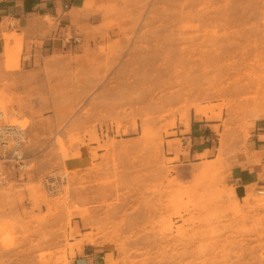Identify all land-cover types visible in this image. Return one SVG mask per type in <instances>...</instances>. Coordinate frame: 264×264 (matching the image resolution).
I'll return each mask as SVG.
<instances>
[{"label": "rangeland", "instance_id": "1", "mask_svg": "<svg viewBox=\"0 0 264 264\" xmlns=\"http://www.w3.org/2000/svg\"><path fill=\"white\" fill-rule=\"evenodd\" d=\"M65 14L69 41L34 55L0 22V125L27 137L0 183V264H264V0Z\"/></svg>", "mask_w": 264, "mask_h": 264}, {"label": "crops", "instance_id": "2", "mask_svg": "<svg viewBox=\"0 0 264 264\" xmlns=\"http://www.w3.org/2000/svg\"><path fill=\"white\" fill-rule=\"evenodd\" d=\"M74 2L75 0H0V22L4 17L10 18V20H13L16 25L20 24L27 27V38H39L42 41V44L39 47L32 45L31 55H34V51L38 50L37 48H40L43 53L48 51L53 52L62 48V46L66 43V40L69 41V39L64 35L67 29L65 21H68L71 16L66 15L65 13L69 11ZM42 15H48L51 18L64 22H60L56 29H52L50 33L43 38L32 36L29 31L35 22L40 21ZM2 47L3 40L0 37V52ZM31 60H34V58L32 57ZM193 138L200 137L195 136ZM90 162V156L85 151H81L78 155L72 156L67 160V163L71 168H83L88 166ZM261 166L262 165L260 164H252L250 170L251 173L259 172L261 170ZM238 173L241 175L238 177V182L240 184L251 181L247 172L245 175H242L241 171ZM88 259L89 258H83L76 264H97L94 261L89 263ZM98 264H100L99 260Z\"/></svg>", "mask_w": 264, "mask_h": 264}, {"label": "built area", "instance_id": "3", "mask_svg": "<svg viewBox=\"0 0 264 264\" xmlns=\"http://www.w3.org/2000/svg\"><path fill=\"white\" fill-rule=\"evenodd\" d=\"M26 139L25 130L19 125H0V183L3 181L4 166L7 162L13 160L18 168L24 166L20 148ZM11 143L16 146H10Z\"/></svg>", "mask_w": 264, "mask_h": 264}, {"label": "bare ground", "instance_id": "4", "mask_svg": "<svg viewBox=\"0 0 264 264\" xmlns=\"http://www.w3.org/2000/svg\"><path fill=\"white\" fill-rule=\"evenodd\" d=\"M7 124H11V125H19V126L22 128V126H21L20 124L15 123V122H10V123H7ZM9 145H10V146H13V147L16 146V145H14V143H11V144H9ZM22 158H23L22 163L24 164V157H23V154H22ZM9 162L15 163V161H13V160H11V161H9ZM9 162H7V163H9Z\"/></svg>", "mask_w": 264, "mask_h": 264}]
</instances>
